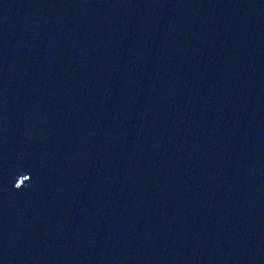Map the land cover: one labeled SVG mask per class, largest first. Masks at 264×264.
<instances>
[{
    "label": "water",
    "instance_id": "95a60500",
    "mask_svg": "<svg viewBox=\"0 0 264 264\" xmlns=\"http://www.w3.org/2000/svg\"><path fill=\"white\" fill-rule=\"evenodd\" d=\"M0 264H264V0H0Z\"/></svg>",
    "mask_w": 264,
    "mask_h": 264
},
{
    "label": "snow or ice",
    "instance_id": "6c2138e0",
    "mask_svg": "<svg viewBox=\"0 0 264 264\" xmlns=\"http://www.w3.org/2000/svg\"><path fill=\"white\" fill-rule=\"evenodd\" d=\"M16 188H20L21 187V184L20 185H15Z\"/></svg>",
    "mask_w": 264,
    "mask_h": 264
}]
</instances>
